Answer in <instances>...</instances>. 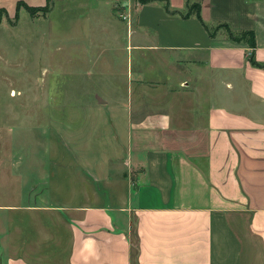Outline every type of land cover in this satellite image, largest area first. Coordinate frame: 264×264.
I'll return each instance as SVG.
<instances>
[{"label": "crops", "instance_id": "1", "mask_svg": "<svg viewBox=\"0 0 264 264\" xmlns=\"http://www.w3.org/2000/svg\"><path fill=\"white\" fill-rule=\"evenodd\" d=\"M102 1L136 13L137 80L151 81L143 71L164 66L166 79L155 81L190 95L192 104L180 105L190 116L172 100L127 116L120 133L134 169L114 208L123 217L105 204L59 205L45 191L34 204L0 203V264H131L133 223L140 264H264V68L249 61L247 41L231 39L225 26L211 35L198 18L254 31L255 57L264 62V0H169L186 16L162 1L89 5ZM19 2L47 0H0V11L13 16Z\"/></svg>", "mask_w": 264, "mask_h": 264}, {"label": "rangeland", "instance_id": "2", "mask_svg": "<svg viewBox=\"0 0 264 264\" xmlns=\"http://www.w3.org/2000/svg\"><path fill=\"white\" fill-rule=\"evenodd\" d=\"M43 6L0 13V203L26 197L34 204L45 191L59 205L105 204L123 217L114 208L129 194L134 169L120 133L127 116L143 117L168 100L190 116L180 105L192 97L155 81L166 79L162 65L143 71L151 81L137 80L143 63L132 47L134 10L127 16L123 7L89 0Z\"/></svg>", "mask_w": 264, "mask_h": 264}, {"label": "trees", "instance_id": "3", "mask_svg": "<svg viewBox=\"0 0 264 264\" xmlns=\"http://www.w3.org/2000/svg\"><path fill=\"white\" fill-rule=\"evenodd\" d=\"M50 1L51 0H47L45 6H43V8H46L50 4ZM138 1L140 3H146V2H150V1H162L165 5L166 11L170 14H179L181 16H186L190 13V11H180V10L172 8L169 0H138ZM21 6H25L29 11L40 7V6H31L25 2H19L17 5L16 15H17ZM0 13L3 14L4 10H1ZM198 18L200 19L202 24L205 26V28L209 31V33L211 35L214 34V30L217 29L218 27L225 26L227 28L228 35L231 39H233L234 41H237V42L247 41L252 48V51L249 55V61L255 66H259V67L264 68V62H259L255 57L256 39H255L254 31L247 30V31L235 32L230 28V26L228 24H225V23L218 24L214 29H212L211 26L207 22L204 21V19L202 18V16L200 14H198ZM139 253H140V240H139V235H138V231H137V226L135 223V227L133 228V231H131V264H140Z\"/></svg>", "mask_w": 264, "mask_h": 264}]
</instances>
